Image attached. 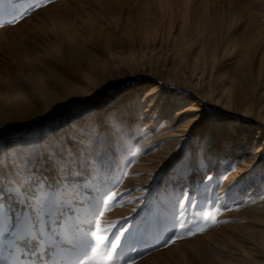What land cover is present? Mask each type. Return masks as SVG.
I'll use <instances>...</instances> for the list:
<instances>
[{"label":"rangeland","instance_id":"374dc122","mask_svg":"<svg viewBox=\"0 0 264 264\" xmlns=\"http://www.w3.org/2000/svg\"><path fill=\"white\" fill-rule=\"evenodd\" d=\"M0 9L7 135L106 110L130 126L122 142L101 137L87 154L69 142L81 174L59 190L67 226L57 264L264 263V0H4ZM49 27L79 46L61 63L48 45L64 50L63 40ZM34 54L52 65L26 69ZM97 223L109 240L91 251ZM196 227L206 231L189 238ZM176 233L184 238L173 243Z\"/></svg>","mask_w":264,"mask_h":264},{"label":"snow or ice","instance_id":"6c2138e0","mask_svg":"<svg viewBox=\"0 0 264 264\" xmlns=\"http://www.w3.org/2000/svg\"><path fill=\"white\" fill-rule=\"evenodd\" d=\"M3 3L4 0H0V5ZM45 6L40 4V7ZM37 10L33 6V11ZM2 16L3 10L0 9ZM18 23L15 18L11 20L13 26ZM2 27L4 25L0 23ZM211 123L216 125L222 121L211 120ZM43 124V121H35L27 125L31 129L29 132L17 134L14 138L7 135V127L0 128V261L3 264H22L21 257L28 259L30 264H57L55 257L64 244L59 230L67 226L61 223L64 211L59 207L63 203L59 190L71 192L81 174L80 152L71 149L69 142L87 154L90 146L96 150L101 137L105 145L122 142L125 129L130 127L118 112L112 110L85 114L78 119L58 123L51 129ZM201 141L206 147L204 137ZM85 165H90V162L85 161ZM48 169H51L55 180L46 171ZM46 175L48 180L44 179ZM205 178L212 179L211 176ZM112 199L110 196L109 200ZM211 220L212 223L217 222L215 217ZM71 228L78 231L76 225ZM104 231L100 224L95 225L91 232L95 247L91 251L98 250L109 240ZM204 231L206 228L196 227L189 230L187 236L190 238ZM182 238L176 233L172 242ZM109 246L115 251L119 241ZM4 251L10 259H3Z\"/></svg>","mask_w":264,"mask_h":264},{"label":"bare ground","instance_id":"6f19581e","mask_svg":"<svg viewBox=\"0 0 264 264\" xmlns=\"http://www.w3.org/2000/svg\"><path fill=\"white\" fill-rule=\"evenodd\" d=\"M49 32L51 33V37L53 39H62L63 40L64 50L61 48L60 42L57 43L59 47L57 46L56 42L52 45H48V49L50 52L49 54L55 55L57 57L56 58L57 62L61 63V61H63L67 56L65 54L72 53V55H73L74 53H76L78 51L79 46H78L75 38L72 37L70 34L65 33V32L63 33L60 29H58L56 27H49ZM41 51H42L43 55L47 54L45 49H43ZM62 51H65V53H63ZM23 55H24V53H23ZM23 63L25 65V68L29 69V70L38 69L40 67H44V66L46 67V66L52 65L51 60L49 61V60L41 59V57H39L37 54L31 55V59L30 58L29 59L26 58V60L24 59ZM189 122L190 121L188 120V121L184 122L183 125L187 126ZM243 131L244 130H234L233 132H234V134H236L238 136V135H243L244 134V133H242ZM240 172H241V170H240ZM253 214L257 215L258 212L254 211ZM260 220L261 221L264 220V213L262 214V218H260ZM246 234H248L250 238L255 239V233L253 231H250V232L247 231ZM262 250L264 251L263 248H262ZM261 264H264V263H261Z\"/></svg>","mask_w":264,"mask_h":264}]
</instances>
